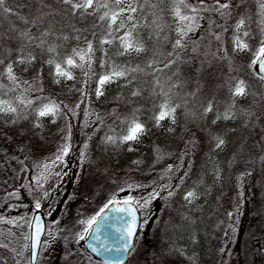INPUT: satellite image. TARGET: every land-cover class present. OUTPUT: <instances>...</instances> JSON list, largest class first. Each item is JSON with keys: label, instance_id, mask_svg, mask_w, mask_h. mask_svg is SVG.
<instances>
[{"label": "rangeland", "instance_id": "obj_1", "mask_svg": "<svg viewBox=\"0 0 264 264\" xmlns=\"http://www.w3.org/2000/svg\"><path fill=\"white\" fill-rule=\"evenodd\" d=\"M101 2L110 5V8L103 9L102 15L116 7L111 5L112 0ZM131 2L137 7V12L132 14L133 19L129 21L126 12L111 29L109 18L100 20L98 13L93 14L96 7L89 9L93 15L82 14V10L78 12L80 21L89 17L87 26L93 31H78L71 20L63 23L66 16L63 14H66L68 7L64 10L53 9L48 24L41 27L44 28L42 33H48L43 36L46 43L41 59L52 73L54 66L47 63L50 58L62 63L66 56L73 55V49H86V41H92L94 51L90 75H85L89 71L85 63L84 67L68 68L74 79L60 78L59 82L67 87L80 80L77 86L82 94L87 92L88 105L86 108L82 105L69 107V115H73L71 118L74 122L65 139V144L69 145V154L63 158V163L57 162L47 169L44 167L57 154L16 157L19 162L9 164L0 158V207L7 203L5 216L0 209V259L3 264H30L29 228L37 202L40 203L39 211L45 221V232L35 264H104L83 250V241L78 242V234L84 227L80 221L96 215L111 199L119 201L131 198L140 212L135 244L124 264H219L229 249V240L224 235L227 233L226 228L222 232L224 220L217 218L213 203L217 196L226 192L229 148L239 142L248 126L251 110H248V105H244L246 95L234 97L231 94L228 105H223L214 104L213 96L206 94V90L202 89L204 87L192 89L193 83H189L191 80L186 81L182 77L184 74L180 76L178 72L180 65L184 64L182 56L188 55L189 48L180 50L179 61L172 48L176 38L174 29L177 27L172 13L175 5L171 9L156 12V8L145 7L143 0ZM190 2L195 4L199 0ZM229 2L231 15H211L212 26L227 36L224 44L221 43L224 50L239 60H247L251 65L253 51L259 47L260 40L264 39V33L260 31L264 17L260 15L258 0ZM214 3L215 0H204L206 6ZM166 4L170 7L172 3ZM242 18L245 20V29L252 34L251 38H246L249 49L233 51V38L240 35L235 32L234 26ZM121 23L123 26L117 30ZM201 24L198 29H201ZM129 32V39L142 46L143 51L121 55L123 48L120 38ZM38 34L41 35V32ZM38 34L35 39H38ZM30 35L33 36L32 42L25 40L22 31L15 30L12 25L3 30L4 43L11 42L18 49L16 61L29 55L35 57L30 64H14L22 71L28 66L39 67L37 55L34 56L31 47L34 35ZM102 38L110 39L112 43L101 44ZM49 46L56 48L55 53L48 51ZM185 59L190 61L191 67L193 60ZM76 61L80 63L78 57ZM101 62H104L103 67ZM251 67L254 76L258 77L256 66ZM113 69L124 71L125 75L106 84L102 89L103 95L97 97L95 89L100 75ZM221 76L222 79L223 74ZM147 81L149 84L154 82L158 93L154 95L147 90L145 94L157 96L158 101L156 104L146 101L144 106L137 103L136 120L142 116L154 117L165 103L175 108L171 117L160 121L157 144L154 146L150 143L146 131L136 141L120 143L119 137L126 132L127 125L114 136L117 138L116 143L109 142L111 146L106 151L97 153L92 142L97 138L99 129L95 127L91 130L89 127V123L99 117L95 102L97 104L100 98H114L118 95L126 98L142 97V88ZM134 92L138 94L133 95ZM12 100L7 85L0 81V105L7 102L17 109L15 113L0 112L3 122L18 116V112H26L25 107L19 109ZM210 103L212 111L205 114V108ZM122 108L120 106L118 110L112 107L111 110L120 112ZM226 112H230L231 118H223ZM53 121V116L38 119L34 112V133L51 127ZM37 123L40 127L36 126ZM217 138L224 141L220 148L215 146ZM85 144L87 148H84ZM79 146L81 152L85 153L83 157L81 152L74 155ZM129 148L132 150L129 151ZM57 173L66 175L58 176ZM169 192L174 194L170 196ZM187 192L196 194L190 203L184 198ZM152 193L158 195L152 199ZM24 197L22 205L15 207L11 204L12 200H23ZM145 199L149 203L141 206ZM255 245L258 247L257 242ZM209 253L211 257L207 255ZM259 254H262L260 249Z\"/></svg>", "mask_w": 264, "mask_h": 264}, {"label": "trees", "instance_id": "obj_2", "mask_svg": "<svg viewBox=\"0 0 264 264\" xmlns=\"http://www.w3.org/2000/svg\"><path fill=\"white\" fill-rule=\"evenodd\" d=\"M167 2L172 3L170 7L166 4ZM99 3L102 4L101 0ZM143 3L148 9L156 8L157 11L154 9L156 12L171 9L175 5L174 0H143ZM6 5L13 9L15 14L10 15L0 9V59H3L5 64L16 61L17 47L11 42L5 44L3 39V30L12 25L15 30L28 31L34 35V43L31 47L34 56L37 55L36 62L39 64V67L28 66L23 71L18 69L16 65L14 66V72L19 81H27V83H21L19 87L10 83L7 78L0 77V81L5 83L10 90L13 103L19 109L25 107L24 110L26 111L18 112V116L9 120V123L0 119V158L9 164L19 162L16 157H34V154L37 157H43L58 154L61 146L65 145L69 128L74 122V119L71 118L73 115H69V107L82 105L86 108L88 94L87 92L82 94L80 87L77 86L80 80L67 87L56 83V77L41 59L44 46L42 48L36 46L43 39L42 31L44 28L41 29V27L48 24L53 15L52 10L58 8L64 10L68 6L61 4L59 0H6ZM103 9V7L97 6L93 14L98 13L101 16ZM65 12L66 14L63 15L66 16H64L63 23L71 20V24L76 30L93 31L87 26L89 17L80 21L78 12L75 15L68 10ZM56 13L63 16L58 12ZM201 14H203L202 22L199 21V24L202 23L201 29H197L195 35L189 33L194 40L199 41V55L192 53L189 47L188 55L185 57L193 60L194 63L191 67L190 62H184L183 65H180L178 72L181 74L179 75L184 74L182 77L186 78V81L191 80L189 83H193L192 89L204 87L202 89L206 90V94L213 96L212 102L214 104L223 105L229 103L230 87L234 88V85L242 80L246 91L244 105H248V110H251L248 128L246 127L239 142L229 148L230 158L226 169V192L217 196L213 203L214 212L218 214L217 218L224 220L222 232L224 233L226 228L227 233L224 235L230 243L229 249L220 263L264 264V81L254 76L250 62L237 59L226 52L224 46H221L227 36L224 32L214 30L211 15L215 12L201 11ZM25 19L29 23L26 24ZM68 24L69 22H67V26ZM212 30L214 31L212 32ZM39 32L41 35L38 34ZM37 34L38 39H35ZM217 34L222 37L219 41L215 39ZM185 57L182 56V60L185 61ZM2 68L3 65H0V69ZM222 74L224 79H221ZM147 90H150L154 95L158 93L154 82L149 84L147 81L142 88V93H144L142 97L126 98L118 95L114 98H100L97 104L95 102L99 109V117L89 123V127L91 130L95 127L99 129L97 138L92 142L97 153H102L111 146L109 142H106L107 136H117L126 128L128 122L138 116L135 109L137 103L144 106L146 101L150 100V103L156 104L157 96H147L145 94ZM21 100H24L25 103H21ZM27 100L33 101L30 107L26 106ZM48 101H54L58 104L60 112L54 117L51 127L34 133L33 110L41 103ZM120 106L123 107L120 112L111 110L112 107L120 110ZM69 117V122H67ZM143 117L146 118L143 119ZM138 120L144 125L150 143L155 146L159 138L156 121L152 116H142ZM78 149L74 155L81 152L80 146ZM7 167L10 166L7 165ZM23 202H25V197L23 200L14 199L11 204L16 207L22 205ZM6 205L7 203L0 207L3 216L6 215ZM229 213L232 214L231 217H229ZM204 230L207 228L204 227ZM203 234L207 235L205 231ZM255 241L258 247L255 245ZM259 249L262 254H259ZM210 254L207 255L211 257ZM0 264H3L1 259Z\"/></svg>", "mask_w": 264, "mask_h": 264}, {"label": "snow or ice", "instance_id": "obj_3", "mask_svg": "<svg viewBox=\"0 0 264 264\" xmlns=\"http://www.w3.org/2000/svg\"><path fill=\"white\" fill-rule=\"evenodd\" d=\"M59 2L63 5L68 6L67 10L70 11L73 15H75L77 12H80L82 10V14H92L89 12V9H93L94 7H103V8H110L109 3L105 2L103 4L99 3V0H59ZM259 3V12L262 17H264V0H258ZM112 4L115 5V9L110 10V12H105L102 16L99 17L100 20H104L105 18H109L111 23L109 24V29L112 28L113 25L117 24V20L119 17L123 16L126 12L128 13L127 19L131 21L133 19L132 14L137 12V7H135L131 0H127V3H125V0H112ZM231 7V4L229 0H215V3L210 6H206L204 4V0H199L198 3H191L190 0H175V6L172 9L173 18L177 25L175 27L174 31L176 33V38L174 40V43L172 44L173 52L175 53L176 60L179 61L181 59V51L184 49H188L190 47V50L192 53L199 55L198 49H199V41H196L192 38V36L189 35V33H192L195 35L196 29L200 27L199 19L200 12L201 11H207V12H215L218 13L221 17L230 16L231 12L229 11ZM0 9L3 10L4 13L14 15L13 9L9 8L6 5V0H0ZM25 23H29L27 19H25ZM122 23L117 27V30H119V27H122ZM135 25H133L134 27ZM219 25H217L218 27ZM95 27V25H93ZM235 32L239 33L240 35H236L233 38V51H246L249 49V44L246 42V38H251V32L249 30L245 29V20L242 18L237 21V23L234 26ZM242 29H245L241 32ZM260 31L264 33V21L261 22V28ZM111 31L109 32V35H111ZM43 36L48 35L47 32L42 33ZM93 36H95V32L92 33ZM131 36V33H127L124 37H121V47L123 48V52L120 54L123 55L125 53H131L133 51L139 53L143 51L142 46H140L138 43L132 42L129 38ZM22 37L27 40L31 41L33 39V36L30 35L28 31L22 32ZM221 35L217 34L215 36V39L217 41L221 40ZM67 39V37H65ZM79 39V37H77ZM201 39H204V37H201ZM46 41L43 39L40 40L39 44H37V47H43ZM101 44H111L112 41L107 38H102L100 41ZM87 47L86 49H73V55H68L65 57L64 61L57 62L54 58H50L47 63L54 66V72L53 75L57 78L56 83L60 82V78L72 80L74 77L72 76L71 72L68 71V68L71 67H84V64L87 63L88 70L85 72V75H90V69H91V61H92V53L94 51V46L92 41L87 40L86 41ZM48 51L50 53H55L56 48L53 46L48 47ZM206 54V53H205ZM169 55H172V53H169ZM76 57L79 58L80 63L78 64L76 61ZM35 57L29 55L27 57H21L17 61H13L11 63L5 64V61L3 59H0V65H3V68L0 69V77L7 78L8 81L12 84H14L16 87H19L21 83H27V81L20 82L19 78L17 77L16 73L14 72V64H30L32 60H34ZM184 62H190L188 60H185ZM65 65L67 67H65ZM258 70L256 72V75L261 81H264V39H261L259 42V47L254 49L253 51V59L251 61L250 66H257ZM104 66V62H101V67ZM167 67V65H165ZM125 75L124 71H116L113 69L111 72H106L105 74L100 75L98 81H97V87L95 89L97 97H100L103 95V87L106 84L112 83L114 78L123 77ZM14 90V89H13ZM230 91L232 96H243L246 95L244 82L241 80L239 81L234 88L230 87ZM138 93H133V95H137ZM39 99V98H37ZM21 103H25L24 100H21ZM33 103L32 100L26 101V106H31ZM79 107V105H77ZM17 109L15 107H12L11 105L7 104V102H4L2 105H0V112L4 113H15ZM37 116V118H42L46 116H57L60 112V106L56 104L54 101H48L46 103H41L39 106H37L33 110ZM212 111V105L211 103L208 105V107L205 108V114ZM175 112V108L170 107L167 103L161 105V110L158 114L154 115L153 119L156 121V126L160 125V121L164 120L167 117H171L172 113ZM224 119L231 118L230 112H226L224 114ZM217 119H220L219 116H217ZM215 123V121H213ZM37 127H40V124H36ZM145 132L144 125L136 120L135 118L132 119L130 122H128L127 130L124 134H122L119 137L120 143H128L131 141H136L139 139V137ZM106 142L110 143H116L117 138L114 136H107ZM224 141L223 139L217 138L216 142V148H220L223 145ZM84 148H87V144L84 145ZM132 149L129 148V151ZM69 154V145L65 144L61 146V149L59 153L55 156V158L47 165H44V167L51 168L59 163H63V158ZM80 155L83 157L85 155L84 152H81ZM58 176L60 175H66V173H57ZM47 194V193H46ZM174 193L169 192V195H173ZM158 195V193H152L150 194V198L154 199L155 196ZM194 192H187L185 194V199L191 202L192 199L195 198ZM139 203V202H137ZM149 203L148 199H145L143 201V204L141 206H146ZM40 209V203L37 202L35 204V210L38 212ZM109 211H115L118 213L126 214L128 215L131 220L128 222L127 226L122 230L123 235H121V239L125 240V243L123 247L117 249V251L121 252H128L130 251V245L132 243V237L135 233V225H136V216H135V207L134 202L131 198L123 199V200H116L111 199L108 201L107 204L104 205L103 208H101L100 212H98L96 215L92 216L91 218L85 220H81L80 223L84 225L83 231L78 234V242L83 241L86 238L90 240H98L99 237L97 236V233L99 232V227H95L98 225V221L101 218H104L102 214L105 210ZM231 213H229V217H231ZM35 220V227H34V239L32 243V248L34 251L32 252V261L33 264H35V261L37 259L38 253L35 251L37 248V245L40 243V234H41V226H40V218L33 217ZM32 225H30L31 227ZM126 235V239H125ZM107 250V249H105Z\"/></svg>", "mask_w": 264, "mask_h": 264}, {"label": "water", "instance_id": "obj_4", "mask_svg": "<svg viewBox=\"0 0 264 264\" xmlns=\"http://www.w3.org/2000/svg\"><path fill=\"white\" fill-rule=\"evenodd\" d=\"M258 70V65L256 66V71ZM135 207V216H136V225H135V233L132 237V243L130 245V249L134 246L135 239L138 233L139 225H140V214L138 208L134 204ZM40 218V226H41V234H40V242L45 232V221L43 218V214L41 211H34L31 217L29 228V261L33 264L32 261V252L34 249L32 248V243L34 239V227L35 220L33 217ZM104 218L99 219L98 225L94 226L99 227V232L97 236L98 240H90L86 238L83 240V250L88 253L91 257L101 261L104 264H124L129 256L130 251L121 252L117 251V249L123 247L125 240L121 239V235H123V229L127 226L128 222H130L131 218L122 213H118L115 211L105 210L102 214ZM126 239V235H125ZM40 243L37 245L35 251L39 250ZM107 249V250H105Z\"/></svg>", "mask_w": 264, "mask_h": 264}]
</instances>
